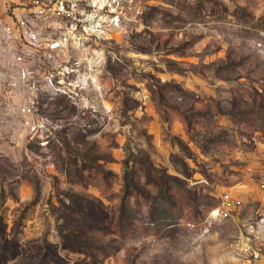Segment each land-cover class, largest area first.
I'll use <instances>...</instances> for the list:
<instances>
[{"label":"rangeland","instance_id":"rangeland-1","mask_svg":"<svg viewBox=\"0 0 264 264\" xmlns=\"http://www.w3.org/2000/svg\"><path fill=\"white\" fill-rule=\"evenodd\" d=\"M125 1L70 52L96 87L0 68V264H250L239 232L264 239V0ZM224 193L241 206L210 220Z\"/></svg>","mask_w":264,"mask_h":264},{"label":"built area","instance_id":"built-area-1","mask_svg":"<svg viewBox=\"0 0 264 264\" xmlns=\"http://www.w3.org/2000/svg\"><path fill=\"white\" fill-rule=\"evenodd\" d=\"M28 10L25 18L15 20L13 27L0 25V47L7 45L13 53L16 69V83L32 94L45 92L51 95L64 92L63 84L84 89L94 88L95 81L79 74L80 65L70 55L80 49L84 42L99 39L112 31L122 30L128 21L125 0H18ZM17 41L14 49L9 48ZM20 48V52L19 51ZM35 54L36 60L31 55ZM60 56L64 65L53 67ZM70 60L74 62L70 63ZM53 68V69H52ZM74 75V80L70 76ZM37 77V78H36ZM36 78V80L34 79ZM75 85V86H74ZM23 125L29 132L36 133L40 127H47V118L35 111L34 98L29 96L19 110ZM264 199V181L258 185ZM220 207L210 213L209 219L233 218L232 208L240 207L241 201L230 194L221 195ZM260 222L264 221V207L257 212ZM242 229L244 225H241ZM240 231V228H239ZM242 231L238 243L245 262L264 264V239L249 242ZM239 260V259H238Z\"/></svg>","mask_w":264,"mask_h":264},{"label":"crops","instance_id":"crops-1","mask_svg":"<svg viewBox=\"0 0 264 264\" xmlns=\"http://www.w3.org/2000/svg\"><path fill=\"white\" fill-rule=\"evenodd\" d=\"M27 15L28 10L18 0H0V25L13 27L15 20L25 18ZM17 43L15 41L9 48L14 49ZM7 48V45L0 47V68L4 69L5 74L14 73L16 76V69L13 67V53H8ZM31 57L36 60L35 54L31 55Z\"/></svg>","mask_w":264,"mask_h":264}]
</instances>
